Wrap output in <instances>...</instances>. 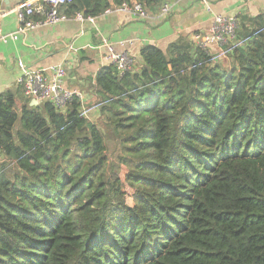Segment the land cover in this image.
<instances>
[{
  "label": "trees",
  "instance_id": "1",
  "mask_svg": "<svg viewBox=\"0 0 264 264\" xmlns=\"http://www.w3.org/2000/svg\"><path fill=\"white\" fill-rule=\"evenodd\" d=\"M140 58L97 73L103 129L0 95V264H264V32L226 64L186 39Z\"/></svg>",
  "mask_w": 264,
  "mask_h": 264
},
{
  "label": "crops",
  "instance_id": "2",
  "mask_svg": "<svg viewBox=\"0 0 264 264\" xmlns=\"http://www.w3.org/2000/svg\"><path fill=\"white\" fill-rule=\"evenodd\" d=\"M27 0H1L0 23L4 36L16 35L17 40L6 38L0 42V95L16 93L22 105L23 96L15 85L20 64L25 69L40 70L53 65L64 66L67 76L65 87L83 95V105L96 101L95 77L101 68L110 65L106 50L98 46L106 41L116 55L126 52L137 66L142 64L140 50L156 47L167 53L170 45L186 39L196 48V37H206L214 16L236 18L241 24L264 14V0H209L207 12L198 0H157L150 10L167 2L174 5L164 19L141 20L122 13L102 14L94 23H80L73 18L54 26H41L23 33L18 31L15 11ZM159 1V2H158ZM111 7H115L111 4ZM242 29L248 28L241 26ZM212 55L221 50L210 44ZM226 57L220 62L226 64Z\"/></svg>",
  "mask_w": 264,
  "mask_h": 264
},
{
  "label": "built area",
  "instance_id": "3",
  "mask_svg": "<svg viewBox=\"0 0 264 264\" xmlns=\"http://www.w3.org/2000/svg\"><path fill=\"white\" fill-rule=\"evenodd\" d=\"M207 12L211 11L209 0H198ZM72 3V0H27L22 2L15 11L16 20L19 26L20 33L34 30L41 26H54L66 22L73 18L80 23H94V17H84L82 13L73 15L67 14V8ZM174 8L171 3H163L157 6L155 14H150V10L142 3L136 0L122 2L120 5L111 7L103 12V14L122 13L135 17L136 19H164L167 18ZM239 23L236 18L214 16L208 34L200 41L196 37V47L202 50H208L210 44L220 47V52L213 55L214 61L220 60L222 57H227L234 49L243 47L249 43L251 39L258 37L264 28L251 29L250 35L238 38L237 33ZM17 40L16 35L4 36L1 30L0 23V42H4L6 38ZM98 48L106 50V58L113 65L118 75H122L130 70L133 65V60L123 52L116 55L113 47L106 41H103ZM67 72L62 65H53L45 69L30 70L25 69L20 64V73L16 79V86L21 88L24 96L28 101L38 106L44 103H51L57 110H65L68 104L77 98L81 103L80 117L87 118L90 109L99 110L103 105L94 101L92 108L84 107L83 95L80 92L70 90L65 87L64 80Z\"/></svg>",
  "mask_w": 264,
  "mask_h": 264
},
{
  "label": "rangeland",
  "instance_id": "4",
  "mask_svg": "<svg viewBox=\"0 0 264 264\" xmlns=\"http://www.w3.org/2000/svg\"><path fill=\"white\" fill-rule=\"evenodd\" d=\"M97 102H99V100H97ZM92 104H94V101L89 102L87 104V108L88 109L92 108L93 107ZM19 107H20V102L17 101L16 109L18 110ZM87 118H88L87 120L98 125L99 128L103 129L102 124H100V123L105 122V120H104V117L99 115L98 110L96 111V110L90 109ZM109 141H111L109 144V146H110L109 149H110V152L112 153L113 150L116 149V147H115V144H114L112 139H110ZM4 158L5 157L0 153V161L4 160Z\"/></svg>",
  "mask_w": 264,
  "mask_h": 264
},
{
  "label": "clouds",
  "instance_id": "5",
  "mask_svg": "<svg viewBox=\"0 0 264 264\" xmlns=\"http://www.w3.org/2000/svg\"><path fill=\"white\" fill-rule=\"evenodd\" d=\"M81 104V103H80ZM29 105H30V102H29ZM32 106H34V105H32Z\"/></svg>",
  "mask_w": 264,
  "mask_h": 264
},
{
  "label": "water",
  "instance_id": "6",
  "mask_svg": "<svg viewBox=\"0 0 264 264\" xmlns=\"http://www.w3.org/2000/svg\"><path fill=\"white\" fill-rule=\"evenodd\" d=\"M33 104V103H32ZM32 104L30 103V106H32Z\"/></svg>",
  "mask_w": 264,
  "mask_h": 264
}]
</instances>
